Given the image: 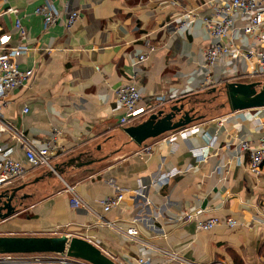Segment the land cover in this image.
Instances as JSON below:
<instances>
[{"label": "crops", "instance_id": "1", "mask_svg": "<svg viewBox=\"0 0 264 264\" xmlns=\"http://www.w3.org/2000/svg\"><path fill=\"white\" fill-rule=\"evenodd\" d=\"M211 1L10 0L29 34L30 51L19 66L33 70V76L5 99L2 120L17 136L8 131L2 142L13 150L14 159L23 161L19 137L43 148L55 127L63 134L65 152L52 162L61 169L59 176L44 178L50 172L46 168L27 166L26 175L11 186L26 185L21 195L27 197L18 213L0 225V236L82 238L117 264H138L141 258L163 260L159 252L114 229L95 226L91 212L73 209L68 192L73 188L101 214L103 200L123 195L118 208L103 214L106 220L123 229L136 227L152 246L189 262L264 264V225L252 221L263 203L264 174L256 180L248 171V154L229 146L237 140L259 143L264 108L231 113L222 108L225 98H216L206 104L215 105L211 117L195 108V116L204 118L189 127L198 126L199 132L180 137L173 145L167 139L176 132L150 140L142 148L122 132L176 103L203 106L207 97L217 95L213 88L245 74L243 61L215 67L211 73L214 86L219 85L208 88L210 70L204 52L211 37L200 20L176 33L175 20L181 14L197 9L208 16L213 12ZM46 3L61 14V21L49 30L35 14ZM73 10L81 18L68 30L64 24ZM15 18L7 15L1 23L13 47L21 44ZM148 46L155 51L136 65ZM128 84L141 93L140 107L146 114L122 127L115 90ZM161 98L165 101L158 105ZM146 147H151L150 155L144 153ZM202 149L195 155L193 150ZM80 155L84 162L93 163L82 168L64 166ZM168 174H172L169 182L162 185ZM190 209L202 210L201 220L233 218L239 226L203 232L195 223L178 224L176 218Z\"/></svg>", "mask_w": 264, "mask_h": 264}, {"label": "built area", "instance_id": "2", "mask_svg": "<svg viewBox=\"0 0 264 264\" xmlns=\"http://www.w3.org/2000/svg\"><path fill=\"white\" fill-rule=\"evenodd\" d=\"M210 5L213 8V12L208 16L200 15L197 9H190L175 20L177 23L176 33L189 27L193 22L200 20L205 31L212 39L211 45L204 52L205 66L210 70L206 81L207 87L209 88L210 85L214 86L216 84L211 73L212 69L218 66L235 65L240 61H243L246 65L245 74L238 78L233 77L227 80L243 81L256 76H264V0H214L210 2ZM35 14L43 19L44 30L53 28L61 21V14L49 3L38 7L35 10ZM7 15L16 16L14 28L18 33L21 44L15 47L11 46L10 36L2 32L1 23ZM80 18L81 14L79 11H68L64 26L69 30L73 28ZM28 41L29 34L18 17V11L10 6V0H0V193L10 189L15 182L23 178L26 175L27 166L32 169L43 167L57 175L56 167L52 163L53 159L65 152L61 142L63 134L55 127L51 130L50 138L43 148H38L24 138L19 137L24 146L25 160L23 161L14 159L12 157L13 150L2 142L4 134L8 131L13 132L17 136L16 131L2 120V109L5 106V99L14 90L25 86L27 81L33 76V70L24 71L19 66V60L30 51ZM147 49L146 53L137 58L136 65L146 61L149 53L155 51L153 46H148ZM136 76L137 74L132 77L133 81H135ZM217 85L219 84L217 83ZM141 100V93L132 84L124 85L115 90V101L123 112L119 120L120 126L125 127L146 114L145 110L140 107ZM164 101L161 98L157 103L162 105ZM27 112L28 109H25V113ZM260 126L262 137L257 145L248 140H237L236 143L229 144V146H237L244 156L248 154V171L256 180H259L264 174V118L261 120ZM199 130L198 126L187 127L173 134L167 141L173 145L178 138L191 137L197 134ZM193 151L195 155H198V151L205 150ZM151 152V147L144 149L146 155H150ZM171 176L172 174L164 176L161 180L162 185L168 183ZM68 192L71 195L70 206L73 209L82 208L91 212L96 217L95 226L112 228L130 241L155 250L163 256V260L157 263L141 258L138 260V264H195L177 254L152 246L141 238L140 232L136 227L123 229L106 220L103 214L118 208L124 199L123 195L119 194L103 200L101 202L103 213L101 214L89 206L73 188H68ZM202 213L203 211L200 209L186 210L176 218V222L181 225L195 223L197 229L203 232H209L221 226H226L230 229H235L239 226L238 222L233 218L201 220ZM252 221L256 225H264V199L258 217H254ZM106 255L109 256L108 254ZM0 264L88 263L62 255L32 254L0 255ZM214 264L225 263L216 262Z\"/></svg>", "mask_w": 264, "mask_h": 264}, {"label": "water", "instance_id": "3", "mask_svg": "<svg viewBox=\"0 0 264 264\" xmlns=\"http://www.w3.org/2000/svg\"><path fill=\"white\" fill-rule=\"evenodd\" d=\"M221 86V87H219ZM218 87L213 88L212 93L217 94L211 100L202 101L203 105L210 104L224 96L226 102L222 108L228 107L231 113L264 108V84L242 83L234 80H226ZM196 104H180L162 108L148 116L138 126L123 128L122 132L131 143L142 148L148 141L158 139L166 134L175 133L186 129L193 123L204 117L195 116ZM93 162H84L82 156L70 159L64 166L70 168H82ZM61 169L56 168L59 176ZM54 173L49 172L44 178H52ZM26 185L10 188L0 193V225L18 213L23 206L26 195L22 194ZM55 254L67 256L88 264H117L112 258L103 253L91 242L77 237H19L0 236V255H32Z\"/></svg>", "mask_w": 264, "mask_h": 264}, {"label": "rangeland", "instance_id": "4", "mask_svg": "<svg viewBox=\"0 0 264 264\" xmlns=\"http://www.w3.org/2000/svg\"><path fill=\"white\" fill-rule=\"evenodd\" d=\"M251 81H253L255 83H263L264 84V76H256V77H254L252 79L249 78V79H244L243 80V82H245V83H250ZM211 98L212 97H207L205 100H210ZM223 98H224V96H223ZM220 102H222V101H218V103H220ZM214 106L215 105H213V106H209V105L200 106V104H199V105L196 106V109L198 111V114L208 115L209 117H211V116H213L216 113L213 110V108H212Z\"/></svg>", "mask_w": 264, "mask_h": 264}, {"label": "trees", "instance_id": "5", "mask_svg": "<svg viewBox=\"0 0 264 264\" xmlns=\"http://www.w3.org/2000/svg\"><path fill=\"white\" fill-rule=\"evenodd\" d=\"M238 264H241V263H238Z\"/></svg>", "mask_w": 264, "mask_h": 264}]
</instances>
